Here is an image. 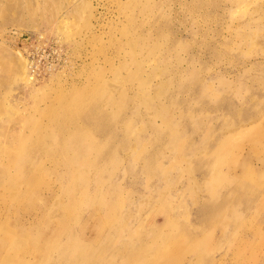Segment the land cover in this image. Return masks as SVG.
<instances>
[{
  "label": "rangeland",
  "instance_id": "rangeland-1",
  "mask_svg": "<svg viewBox=\"0 0 264 264\" xmlns=\"http://www.w3.org/2000/svg\"><path fill=\"white\" fill-rule=\"evenodd\" d=\"M263 188L264 0H0V264H264Z\"/></svg>",
  "mask_w": 264,
  "mask_h": 264
},
{
  "label": "bare ground",
  "instance_id": "bare-ground-1",
  "mask_svg": "<svg viewBox=\"0 0 264 264\" xmlns=\"http://www.w3.org/2000/svg\"><path fill=\"white\" fill-rule=\"evenodd\" d=\"M22 59H23V57H22ZM24 62H25V60H24ZM27 76H28V74H27ZM28 78H29V76H28ZM82 120L85 121L86 123H90L91 125H93V130H94L95 137L101 138V137H104L105 134H107V131H103L100 128H98V127L95 126L96 123H99V122H102V121L105 120L103 116H101V115L98 116L95 113L86 112V113L83 114ZM63 121H65V120H63ZM66 122L71 123V122H73V120L72 119H69ZM115 136L116 135H114L112 138L114 139ZM122 137H123V135H118V138H122ZM250 141L253 142V141H258V140L257 139H250ZM39 154L40 155L43 154V151L39 152ZM108 154H109V152H107L105 154H100V156H99L100 157V162H102V161L105 162L107 160V158H108ZM214 172H215L214 169L212 170L211 168H208V171H206L205 176L212 175V173H214ZM236 177H238V175L237 174H233V177L232 178H236ZM237 189H238V186L235 187L234 192L237 191ZM255 191L256 190H253L252 193L258 195V198L257 199H253V200H251V199L247 200L246 199V200H244L245 195H242V198L241 199L244 200V201L241 204H243L245 207H248V208L250 206L251 207H260L262 205V203H264V188L262 189V191H261L260 194H259L258 191L257 192H255ZM228 194H229V192H228ZM225 198H227L226 193H222L221 196H219V197H210L209 195H207L206 197H204L201 200V202L198 204V207H197V218L199 219V222L205 220V218L208 217V213L206 212L208 206H215L217 203H220ZM23 213L29 214L27 211H25L24 209H22V214ZM78 215L80 216V213ZM39 219H40V217L31 216V221L30 222H32L33 220L34 221L35 220H38V222L40 223L41 221ZM36 224L37 223H35V225ZM81 235H83V231H81L80 236ZM216 235H217V237H220L221 236L220 234H216ZM216 235L214 234L213 237H215ZM3 241H6V239H3ZM241 246L242 245H239L237 247H234V250L235 251H238L241 248ZM229 249H230V247H228L226 249V251L223 253V256H226L228 254L227 251ZM189 252H191V250H189ZM220 257L223 258L222 256H220ZM185 261H186V259H185Z\"/></svg>",
  "mask_w": 264,
  "mask_h": 264
}]
</instances>
